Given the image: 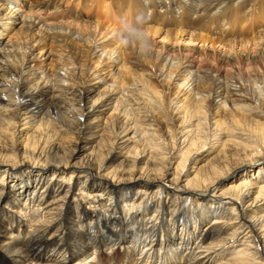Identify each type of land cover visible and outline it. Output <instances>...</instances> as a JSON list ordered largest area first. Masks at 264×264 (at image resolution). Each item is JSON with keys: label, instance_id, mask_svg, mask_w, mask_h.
Segmentation results:
<instances>
[{"label": "bare ground", "instance_id": "obj_1", "mask_svg": "<svg viewBox=\"0 0 264 264\" xmlns=\"http://www.w3.org/2000/svg\"><path fill=\"white\" fill-rule=\"evenodd\" d=\"M108 1L181 29L140 66L117 19L0 0V264H264V0Z\"/></svg>", "mask_w": 264, "mask_h": 264}, {"label": "rangeland", "instance_id": "obj_2", "mask_svg": "<svg viewBox=\"0 0 264 264\" xmlns=\"http://www.w3.org/2000/svg\"><path fill=\"white\" fill-rule=\"evenodd\" d=\"M25 2H26V4H25V8L23 9V10H25V11H28V4H32V6H34V3H35V1L36 0H24ZM40 1H43V2H51V6H57V11H54L53 12V15H56L55 17H51V19L50 20H48V22H49V24H52V25H63L64 23L66 24H68V23H76L77 21H76V19L77 18H74L73 20L74 21H72V22H69V19H67L66 18V16H61L60 15V11L61 10H69V9H71V11H72V14H79L80 15V17H81V19L83 18V19H85V20H87L88 22H92V23H94L95 21H94V19L95 20H97V15L98 14H100L99 12H101V14L100 15H106L107 17H108V19L110 20L109 22H111L113 19H117V20H119V24H118V27H119V25L121 24V22L123 21V20H132V19H134L135 17H137V16H139V17H141V20H144L145 21V28H146V26H153V27H155V28H159L160 29V27H161V34L159 33L158 35H154V36H156V37H154V39L153 40H151L152 42L153 41H155V43H156V41L158 40V39H160L161 41H162V36H164V33H162V32H165V31H167V29L168 30H170V31H175V29H176V31H178L177 29H181L180 28V26H177L175 23H173V21H172V19L171 18H169L168 17V15H165V14H160V16L161 17H158V16H154V15H149L147 12H142L141 10H138V9H136V8H134V7H127V8H123L122 9V7H119V8H117L116 6H114V4L112 3V1L111 2H109L108 0L104 3V5L102 6L101 4L99 5V6H97V7H92L91 5H90V3H87V2H85V1H80L79 3L77 2V0H40ZM77 2V3H76ZM38 3H39V1H38ZM224 3H226L225 5H224ZM223 4H222V6L224 5V6H226L228 3L227 2H224ZM104 6H107V7H104ZM232 6H233V8H232ZM231 7H228V9H230V10H228L227 9V13H230V11H231V13L229 14L230 16H231V14H233L235 17H236V14L238 13V7H236V5H232ZM92 7V8H91ZM104 7V8H103ZM235 7V8H234ZM89 8H91V9H89ZM101 8V9H100ZM93 9V10H92ZM100 9V10H99ZM52 10V9H51ZM91 10V11H90ZM97 10H98V12H97ZM248 10H250V8H246L245 9V14H246V17H245V22H248L249 23V20H248V12H250V11H248ZM179 11V10H178ZM248 11V12H247ZM95 12V13H94ZM104 12H106V13H104ZM235 12V13H234ZM103 13V14H102ZM112 13V14H111ZM93 14V15H92ZM119 14V15H118ZM228 15V16H229ZM73 16V15H72ZM230 16H229V18H230ZM74 17V16H73ZM95 17V18H94ZM250 17V16H249ZM60 18H62V19H60ZM147 19H150V20H147ZM175 19V18H174ZM176 20V19H175ZM177 20H178V22H180L179 20H180V18H177ZM225 20H227V19H224V20H219V21H212V23H210L209 24V27H208V29H207V31L209 32L208 33V35H207V31H203V32H205L206 33V35L208 36V37H211V38H213V39H220V40H225L224 42H228L229 40L231 41L232 39H235V40H241L242 39V37H240V36H244V33H243V29H242V34H238V31H239V27L240 26H242L241 25V23H239V24H237V25H233L232 23H234V22H229V25H227V26H225V25H223V26H221L219 23H221V22H224ZM94 21V22H93ZM88 22H86V23H88ZM241 22V21H240ZM79 23H82V22H79ZM243 23V22H242ZM179 27V28H178ZM75 28V27H74ZM222 28H224L225 29V31L228 29V31H226L225 32V35L223 36L222 34H220V31L221 30H223ZM166 29V30H165ZM183 29V28H182ZM238 30V31H237ZM186 31H188V32H192L193 31V29H192V27H189V28H187V30ZM217 31H219V33H217ZM193 32H195V31H193ZM197 32V31H196ZM246 32V31H245ZM204 33V34H205ZM149 35V34H148ZM174 35L175 34H171V38L172 39H174V40H172L171 39V41H169V43H172V41H173V43H178V41H175V38H173L174 37ZM254 35V34H253ZM150 36V35H149ZM152 36V35H151ZM173 36V37H172ZM246 36H248L246 33H245V36L244 37H246ZM251 36V35H250ZM250 36H248V37H250ZM153 37V36H152ZM238 37V38H237ZM243 37V38H244ZM187 38V37H186ZM61 39H62V41H61ZM170 39V38H169ZM56 40V41H55ZM165 41L164 42H168V41H166V40H168L167 39V37L164 39ZM54 41V42H53ZM159 41V40H158ZM160 41V42H161ZM229 41V42H230ZM56 42H57V46H55L54 45V43L56 44ZM68 42V43H67ZM74 42H76V41H73V40H70L69 38H65V37H63V36H61L60 38L59 37H56L55 39H53L52 40V44L54 45H52L53 46V48L54 47H56L55 49L56 50H58V51H62V53L63 54H68V55H71V56H77L78 54H79V57H81V56H83L82 55V53L84 52L82 49H80L81 48V45L80 44H78V43H75L74 44ZM182 42V41H181ZM181 42H179V43H181ZM194 42V41H193ZM197 44H198V46L200 45V43L199 42H196ZM63 44V46H61ZM69 44V45H68ZM77 44V45H76ZM205 44H207V45H205V47H207V49H208V51H210V54H212L211 56H213V57H215V55H217L218 53H223V51L225 50V51H227V49L229 50V52H230V48H229V46L228 47H226V46H222V44L221 45H218V43H215L214 45H213V49L214 50H212V48H208L209 46H210V43L209 42H207V41H205ZM58 45H59V47H58ZM65 45V46H64ZM159 44L157 43V45H153L152 46V49H151V52H152V50H154L153 48H157V46H158ZM253 45V46H252ZM252 45H250V46H247V48H248V50H250V51H257V53H258V50H257V46H256V44H253L252 43ZM254 45H255V47H254ZM64 47H66L67 48V50H66V48L64 49V51L62 50ZM75 47V48H74ZM78 47H80V48H78ZM252 47H253V49H252ZM69 48V49H68ZM218 48V49H217ZM75 49V50H74ZM79 51H78V50ZM124 49H126V50H124ZM123 50L124 51H126V53L128 54V59L129 60H131L132 58V60L131 61H134L135 62V58H136V62L135 63H137V64H139L140 65V63H143V62H145L144 60H146L147 59V57H145V55H141V53H140V56H139V52L137 51V50H135L134 48H131V47H127V48H124ZM212 51H211V50ZM240 49V48H239ZM129 50H131V51H129ZM135 50V51H134ZM79 53H78V52ZM222 51V52H221ZM239 51H241V50H239ZM66 52V53H65ZM73 52H75V53H73ZM129 52H130V54H129ZM131 52H133V53H131ZM138 54H137V53ZM212 52V53H211ZM215 52V53H214ZM125 53V54H126ZM256 53V54H257ZM77 54V55H76ZM134 54V55H133ZM175 56H176V53H173ZM215 54V55H214ZM132 55L134 56V57H132ZM78 57V58H79ZM137 58H140V59H137ZM138 60V61H137ZM140 60V61H139ZM213 60V59H212ZM212 63V62H211ZM215 63V60H213V64ZM216 64V66H218L219 64H217V63H215ZM214 64V65H215ZM133 64H131V67L133 68V69H138V71H141L140 69H141V65L140 66H132ZM147 65H145V67H146ZM138 67V68H137ZM139 67H140V69H139ZM259 81L257 82V85L259 86V84H260V86L262 85L261 84V81L262 80H264V79H258ZM260 82V83H259ZM259 83V84H258ZM256 84L254 85L255 86V88H253V86L251 87V91L253 90V92H252V94H257L258 92H257V90H259L260 88V86L258 87V88H256V86H257ZM251 91H249V92H251Z\"/></svg>", "mask_w": 264, "mask_h": 264}, {"label": "clouds", "instance_id": "obj_3", "mask_svg": "<svg viewBox=\"0 0 264 264\" xmlns=\"http://www.w3.org/2000/svg\"><path fill=\"white\" fill-rule=\"evenodd\" d=\"M135 48L141 54L151 52V39L145 29V21L137 16L132 20H123L118 27V43L116 49ZM115 57V50L112 53Z\"/></svg>", "mask_w": 264, "mask_h": 264}]
</instances>
